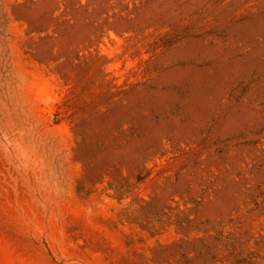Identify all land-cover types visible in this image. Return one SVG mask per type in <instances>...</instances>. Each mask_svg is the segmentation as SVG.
I'll return each instance as SVG.
<instances>
[{
	"label": "rangeland",
	"instance_id": "obj_1",
	"mask_svg": "<svg viewBox=\"0 0 264 264\" xmlns=\"http://www.w3.org/2000/svg\"><path fill=\"white\" fill-rule=\"evenodd\" d=\"M0 264H264V0H0Z\"/></svg>",
	"mask_w": 264,
	"mask_h": 264
}]
</instances>
